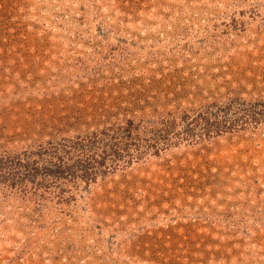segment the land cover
<instances>
[{"label":"rangeland","instance_id":"obj_1","mask_svg":"<svg viewBox=\"0 0 264 264\" xmlns=\"http://www.w3.org/2000/svg\"><path fill=\"white\" fill-rule=\"evenodd\" d=\"M0 264H264V0H0Z\"/></svg>","mask_w":264,"mask_h":264}]
</instances>
